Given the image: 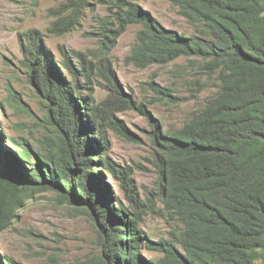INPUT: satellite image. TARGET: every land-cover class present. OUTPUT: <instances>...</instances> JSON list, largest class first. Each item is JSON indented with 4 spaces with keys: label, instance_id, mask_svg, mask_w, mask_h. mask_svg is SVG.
<instances>
[{
    "label": "trees",
    "instance_id": "16d2710c",
    "mask_svg": "<svg viewBox=\"0 0 264 264\" xmlns=\"http://www.w3.org/2000/svg\"><path fill=\"white\" fill-rule=\"evenodd\" d=\"M138 1V0H132ZM196 31L186 36L162 27L149 12L116 0V32L103 25L100 35L116 38L139 25L127 61L136 68L165 65L181 57L200 60L215 75L217 92L180 130L154 136L159 153L158 187L164 211L181 224L169 240L152 241L139 228L141 206L130 173L106 157L107 128L128 135L110 121L105 102L94 106L92 63L73 52L77 70L62 52L61 64L40 43L23 48L29 81L47 108L46 134L35 151L0 132V233L16 219L36 191L57 190L75 213L97 220L100 253L90 264H258L264 260V0H169ZM83 0H69L75 9ZM63 20L51 31L64 33ZM110 32V35L107 32ZM104 44V43H103ZM104 75V76H103ZM109 74H102L125 107L135 104ZM202 89V88H201ZM157 93L164 94L162 90ZM166 95V94H164ZM97 163V166L95 165ZM95 165V166H94ZM107 171L124 187L129 212L117 208L103 179ZM143 250L161 254L146 258ZM0 264H21L0 256Z\"/></svg>",
    "mask_w": 264,
    "mask_h": 264
},
{
    "label": "rangeland",
    "instance_id": "374dc122",
    "mask_svg": "<svg viewBox=\"0 0 264 264\" xmlns=\"http://www.w3.org/2000/svg\"><path fill=\"white\" fill-rule=\"evenodd\" d=\"M115 1L83 0L70 22L75 9L69 7V0H0V132L17 142L26 141L35 151L37 140L48 130L47 108L30 83L24 64L26 45H44L67 82L72 77L58 63L63 59L62 52L70 57L76 70L78 59L72 53L85 54L92 63V92L83 90L81 78L82 96L87 99L91 94L94 106L105 102L110 121L129 133L105 130L106 157L121 172L130 173L136 199L144 203L141 231L155 242L169 240L182 226L164 211L160 200L159 153L154 136L180 130L217 92L218 81L215 75L208 76L202 70L203 63L196 58L181 57L165 65L136 68L127 57L139 25H128L116 40L111 39L112 33L111 37L100 35L105 23L109 31L119 29ZM125 1L149 12L165 29L186 36L196 34L169 0ZM61 20L62 29L70 31H51ZM102 74H109L135 105L127 108L118 103ZM102 172L115 207L120 202L132 212L122 183L107 171ZM61 194L65 196L61 191L41 190L30 195L11 226L0 233V256L21 264H90L96 258L102 229L96 219L75 213ZM143 255L152 260L161 257L147 250ZM256 262L264 264L261 259Z\"/></svg>",
    "mask_w": 264,
    "mask_h": 264
}]
</instances>
